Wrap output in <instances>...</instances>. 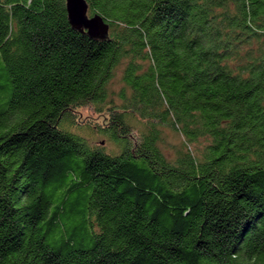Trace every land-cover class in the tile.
<instances>
[{"label":"trees","instance_id":"obj_1","mask_svg":"<svg viewBox=\"0 0 264 264\" xmlns=\"http://www.w3.org/2000/svg\"><path fill=\"white\" fill-rule=\"evenodd\" d=\"M65 1L0 0V264H264V0Z\"/></svg>","mask_w":264,"mask_h":264},{"label":"rangeland","instance_id":"obj_2","mask_svg":"<svg viewBox=\"0 0 264 264\" xmlns=\"http://www.w3.org/2000/svg\"><path fill=\"white\" fill-rule=\"evenodd\" d=\"M240 48L244 49H255L256 43L250 42L249 44H244ZM122 71H123V65H120L117 67L114 72L112 79L109 83V92L108 97H111L114 99L115 102L118 103L119 99H117V93L122 87ZM78 121H83L85 125H82V135L89 140L91 144H96L101 147L109 148L111 147V144L107 141V139L102 138L100 136H96L94 132H92L94 129L87 127V125L91 126L95 125L94 123L101 122L102 119L98 117L91 107H85L78 110L77 113ZM182 137L175 132L165 130L163 133V140L162 143H160V148L163 150L164 154H166L168 157H172L173 155V148L179 146L182 142ZM93 144V145H94Z\"/></svg>","mask_w":264,"mask_h":264},{"label":"water","instance_id":"obj_3","mask_svg":"<svg viewBox=\"0 0 264 264\" xmlns=\"http://www.w3.org/2000/svg\"><path fill=\"white\" fill-rule=\"evenodd\" d=\"M65 5L68 22L74 30L85 33L91 39L104 40L108 37V24L97 14L88 15L85 0H66Z\"/></svg>","mask_w":264,"mask_h":264}]
</instances>
